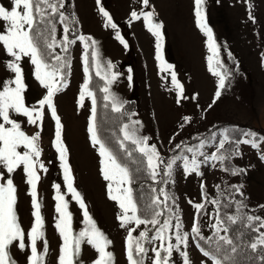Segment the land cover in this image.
<instances>
[{
	"label": "rangeland",
	"instance_id": "374dc122",
	"mask_svg": "<svg viewBox=\"0 0 264 264\" xmlns=\"http://www.w3.org/2000/svg\"><path fill=\"white\" fill-rule=\"evenodd\" d=\"M0 5L11 10L14 3L13 0H0ZM101 7L112 16L117 28L106 26L107 20L100 12ZM196 7L195 0H149L147 6L143 5L142 0H73L79 35L74 39L76 43L72 44L68 77L63 83H59L61 90L53 100L63 125L62 140L67 147L68 163L75 178L73 186L83 197L97 227L111 241L106 251L113 254V264H130L126 240L133 228L135 231L132 235L137 239L141 232L154 228L148 245L143 242L148 249L143 264H154L153 249L161 251L162 257L166 256L163 248L167 247V241L152 239L159 225L137 227L131 223L122 226L120 216L123 209L119 207L118 201L109 198V181L102 174L103 157L99 154V145H93L88 130L92 100L86 96L81 106L79 99L83 85L88 81L83 62L85 49L83 42L79 40L80 35L96 41L93 51H99L102 74L110 71L117 75V79L107 86L123 103L124 121L121 129L128 124L130 130L136 131L137 136L147 137L148 144L154 145L160 155L158 175L155 180L151 178L155 181L152 188L155 192H152L149 205L156 195L163 201L166 192L170 198L158 209L162 211L159 218L161 223L169 218L168 209H171L179 216L180 231L189 234L187 245L181 244L179 250L173 251L169 264H184L181 252L188 254L189 264H215L210 256L203 255L190 231L198 212L195 204H203L202 182L212 200L202 210L200 232L205 239L212 241L210 248L213 253L219 258L230 256L231 259L226 264H264V245L251 248L240 262L236 259V252L232 253L222 241L221 251L216 252L213 225L221 219L217 205L212 203L213 200L219 201L228 217L236 216L239 213L238 205L242 203L243 207H247L248 217H259L260 225L264 222V139H261L264 138V0H204L202 10L205 22L212 31V40L218 48V56L213 54L209 47V37L199 26ZM133 11L153 12L154 22L163 25V40L159 52L164 64L172 66L170 69H162L161 60L157 59V38L149 31L142 16L140 19L132 18ZM64 26L61 21L55 25L57 46L53 50L58 55L63 51L60 41L64 36ZM7 28L8 22L0 20V34H6ZM117 32L126 41L127 47L117 39ZM14 59L0 45V90L15 79V73L7 67ZM217 60L220 61L219 65ZM109 62L113 65L110 70ZM19 63L25 84V104L30 108H39V101L47 94V90L36 79L35 66L29 57H22ZM217 66L226 73L225 87L220 89L219 99L215 98V92L220 78L212 70H217ZM93 68L96 72L95 59ZM172 72H175L177 81L183 86V94L173 84ZM65 83L66 87L63 86ZM132 100L134 105L131 108L129 102ZM109 103L111 105L110 101ZM12 118L21 124L27 135L39 133L42 139L39 157L41 162L38 160V163H42L46 171L37 167L40 176L37 200L44 220V237L37 240V250L43 254L46 240L47 255L44 264H59L63 238L55 227L59 221V213L56 212V185L60 186V193L68 202L73 234L78 236L87 225L83 209L68 191L63 162L54 148L55 120L46 106L42 122L38 121L35 125L30 124L23 115L13 113ZM239 124H247L253 128L244 130L238 137ZM108 130L109 138L98 131L100 139L125 163L121 158L126 152L119 147L123 132L112 131V128ZM249 132L256 134L258 147L242 143L245 139H253L246 135ZM225 133L229 140L225 143V148L218 151L219 142ZM188 148L193 151H187ZM18 150L21 153L26 151L23 147ZM201 152L204 155H200ZM220 154L226 159L205 160L206 157ZM184 157L189 161L193 158L199 161V173L202 175L196 172L186 173ZM174 158L176 163L169 176L167 165ZM234 170L237 174H233ZM7 179H12L16 187L15 210L18 222L25 232V249L21 250L18 242H14L10 247V256L15 264H30L29 234L35 223L31 186L27 183L23 165L9 173L0 164V182H6ZM141 213L142 211L140 215ZM151 215L149 208L145 218L140 217L151 219ZM175 223L176 219L173 218V228L169 232L174 245L177 243ZM223 227L226 228L224 224ZM258 229L256 238L250 245L264 233V227L259 226ZM226 234L227 231L220 233L223 236ZM98 258L96 249L84 241L75 257V264H94ZM135 258L139 260L140 254L135 253Z\"/></svg>",
	"mask_w": 264,
	"mask_h": 264
},
{
	"label": "snow or ice",
	"instance_id": "6c2138e0",
	"mask_svg": "<svg viewBox=\"0 0 264 264\" xmlns=\"http://www.w3.org/2000/svg\"><path fill=\"white\" fill-rule=\"evenodd\" d=\"M99 2V0H98ZM14 6L11 10L6 9L4 6L0 5V20L8 22V28L6 34H0V45H2L6 52L14 57V61L7 65L15 73L14 81H9L8 84L3 86L0 90V164H3L7 168L9 173L14 172L17 168L23 165V169L27 175V183L31 186L32 204L34 207V218L35 223L30 231L31 239V256L30 264H44L45 256L47 255V241H44L45 247L43 254L38 253L37 250V240L44 237V220L41 215V205L37 200V185L40 176L37 171V167L44 169L42 163H38V157L41 155V149L39 147L38 141L40 139L39 133L36 135H27L21 127V124L17 120L12 118V114L23 115L27 118L30 124H37L38 121L43 120L44 108L45 106L51 110V117L55 120V147L60 154V160L63 162L64 168V179L67 181L68 191L72 194V197L79 203L80 208L83 209V215L85 218V223L87 227L79 233L78 236L74 235L71 228V213L68 211V202L65 197L60 193V186L56 185L57 194L56 200L58 201L56 205V212L59 213V221L56 223L55 227L59 230L60 235L63 238V247L61 248V254L59 256V264H75V257L79 254L82 242L87 241L88 244L92 245L96 251L99 253V258L94 261V264H113L114 257L111 252L106 251V248L111 241L107 239L103 232L97 227L96 222L89 215L87 206L84 203L81 194L74 188V177L71 172V167L67 159V147L64 145L62 140V128L60 117L57 114V109L54 103V96L57 92L61 90L59 82L65 81L66 76L64 74V69L70 67V63L60 55L54 57L56 63H49L46 59V52L42 50L43 47L47 50H53L57 46V41L55 39V25L53 24L48 30V35L42 31L39 25L47 24L48 17L52 16L58 12L63 7L60 0L52 2V0H13ZM143 5L147 6L149 0H142ZM196 3V15L199 18V26L205 31L209 37V47L213 51L214 55L218 56V48L212 40V31L207 26L205 22L204 13L202 10V5L204 0H195ZM51 10L50 12L48 10ZM100 12L107 20L108 27L113 29L117 28L116 23L113 22L112 16L103 8H100ZM133 19H140L141 16L147 22L149 31L157 38V59L161 60L162 69H170L171 65H165L163 62V57L159 52L162 45L163 35L161 23L154 22L153 12H143L137 13L133 11L131 13ZM60 21L64 23V36L60 45L63 47L65 52L68 51V46L76 43L75 40L69 39V27L66 21L68 18L60 13ZM117 39L120 40L122 44L127 47L126 41L120 36L119 32L116 34ZM79 40L83 42L84 45V72L89 73V53L88 49L96 45V41L91 37H86L84 35L79 36ZM50 55V53H47ZM92 57L96 61V75L101 76L102 79L106 80V86L103 88V92L106 94L104 99L111 102V108L114 112L120 113L123 109V103L110 92L107 85H111L116 79L117 75L110 71H104L102 74V65L99 60V51H93ZM22 57H29L31 63L35 66L36 79L41 85L47 90V94L43 99L39 101V108H30L26 106L23 91L25 84L23 82V72L19 61ZM210 58V62H211ZM217 65L220 61H216ZM113 67L111 62L108 63V69ZM214 75H217L219 79V88L223 89L225 87L226 73L217 71L215 68L212 69ZM131 77H129V80ZM91 76H89V81ZM172 82L183 94V86L177 81L175 72H172ZM15 85L14 87L11 85ZM66 87V83L63 85ZM221 95L220 91L215 93V98L219 99ZM91 97L92 108H91V124L89 127V132L91 133V139L93 145H99V154L103 157L102 160V174L108 184V195L113 201L119 202V207L123 209V214L120 216L122 226H127L134 223L137 227L140 225L151 224L153 226L159 225L155 235L152 237L153 240L167 241V247L163 248V252L166 256L161 255V251L153 249L155 252L154 264H169V260L172 256L174 250H179L180 245H187L188 233H182L181 223L179 221V216L169 211V218L161 223L159 219L162 215L160 209L162 204H165L170 198L169 195L164 193V200H160V196L156 195L152 199L151 209L152 215L151 219H142L137 215L138 207L136 200L133 197V189L131 184L133 182L132 172L127 164L122 163L117 155H115L105 143L100 139L97 129V112H96V97L95 94L89 88V82H85L83 85V90L80 94V104L83 105L85 97ZM109 105L106 104L105 107ZM139 123V122H134ZM123 132V138L119 140V147L124 149L127 156L131 157L133 155L132 151H128L126 148V141H131L135 145V151L140 153L143 158H146V166L149 171V175L153 180L156 179L158 173L157 168L161 162L159 153L154 145L148 144L147 137H139L135 130H130V126L125 124L121 129ZM253 139H245L242 143H251L253 147H258L255 140V133L249 132L246 134ZM264 139V138H261ZM229 140L227 133H225L224 138L219 142V150L225 148V143ZM239 143V142H238ZM23 147L26 149L21 153L18 149ZM203 147V145H201ZM187 151L192 152V148H188ZM200 155H204L202 152ZM226 157L223 154L212 155L206 157L205 160L212 161H223ZM184 160V170L186 173H199L200 162L193 158L191 161L187 157ZM142 162V161H141ZM176 163L174 158L168 165V175L171 176L172 167ZM46 171V169H44ZM202 175V173H199ZM233 174H237L234 170ZM238 190V189H237ZM155 192V189H153ZM242 195V193H241ZM17 202L16 187L13 184L12 179H7L6 182H0V264H15V261L11 259L10 247L14 242H18V247L21 250L25 249V232L22 229L20 223L18 222V217L15 210V205ZM213 204L219 207V201L213 200ZM243 207L241 203L238 205L239 208ZM195 208L197 210H202L204 205L201 203H196ZM131 213V215H129ZM176 219L174 225L175 240L177 243L174 245L171 243L172 237L169 235L170 230L173 228L172 219ZM229 221L235 223L239 217L233 216L228 218ZM259 217H247L249 225L252 221L259 220ZM223 221L218 220L216 224L213 225L215 228V245L216 252H220L223 245H227L231 248V252L235 253L236 248L233 245L232 239L227 236L220 235L222 231H228L227 228L223 227ZM261 227H264V222H261ZM259 229H257L258 231ZM135 229H131L127 237V259L130 264H143L144 256L146 255L148 249L144 246V241L149 239L148 231H143L140 233L139 238H135L132 232ZM192 232L200 237V227L198 220L196 226L192 228ZM203 239V237H200ZM212 242V241H210ZM258 245H264V233L260 234V237L251 244V248L256 249ZM204 256H210L215 264H226L227 261L231 259L230 256L225 255L223 258H219L216 254L200 249ZM135 253L140 254V259L135 258ZM184 257V264H189L188 254L186 252H181Z\"/></svg>",
	"mask_w": 264,
	"mask_h": 264
},
{
	"label": "trees",
	"instance_id": "16d2710c",
	"mask_svg": "<svg viewBox=\"0 0 264 264\" xmlns=\"http://www.w3.org/2000/svg\"><path fill=\"white\" fill-rule=\"evenodd\" d=\"M60 2L63 4V7L60 9V12L52 16H49L47 18L48 19L47 24L39 25V27L42 31L45 32V35H47L50 27L53 24L56 25L60 21L59 18L60 13H63V15L68 18L66 23L68 24L70 30L68 33L69 39L74 40L79 35V28H78V20L73 8V0H60ZM41 46H42V50L46 52V59L48 60V62L49 63L56 62L54 57L58 55V53L55 50L45 49L43 47V42ZM92 52H93V47H90L88 49L90 66H89V73H86L88 77L87 82H89V88L95 94L97 101L96 103L97 129L98 131L101 132V135L103 134L107 138H109L110 134L107 133L109 131L108 130L109 128H112L113 129L112 131H116V132H119L121 130V126L124 121V118L122 116L124 112L123 111H121L120 113L114 112L111 108L109 101H106L104 99L105 93L103 92V88L106 82L104 79L101 78V76H97L96 72L94 71L93 68L94 58L91 55ZM47 53H50V55H47ZM71 55H72V44L68 46V51L65 52L63 50L60 56L64 57L70 63ZM69 68L70 67H67L63 70L66 79L68 77ZM217 70L222 72L220 67H218ZM89 76H91L90 81H89ZM63 82L64 81L59 83L61 84ZM217 91H220L219 83L216 92ZM129 103L132 108L134 105V101L132 100ZM106 104H108L109 106L105 107ZM248 128H253V127L247 124L237 125V131L239 132L237 136L239 137L242 134V132ZM41 142L42 139L40 138L38 144L42 151ZM125 144L127 150L132 151L133 155L129 157L127 156L126 153H124L121 159L122 161L125 162V164L128 165L130 171L132 172L133 182L131 184V187L133 189V196L134 199L136 200L138 207L137 215H140V211H142L140 216L145 218V215H147L149 211V203H150V198L152 196V192H153L152 188L153 185L155 184V181H153L149 175V171L146 166V158H143L140 153L134 150L136 146L133 145L131 141H126ZM54 148L56 149L55 142H54ZM37 159L39 160V162H41L40 161L41 159L39 157ZM201 187L203 190V197H204L203 205L205 207V205L212 200V196L206 190L204 182L201 183ZM223 200H225V198ZM222 206H223L222 204L219 205V207L217 206L218 216L221 219V221L224 222L223 224L225 225V227L228 229L226 236L232 239L233 245L236 248V254H237L236 259L238 262H240L241 260L245 259V256L248 254V251L251 249L250 243L254 241L256 238L257 229L260 226V220L252 221L251 225H249V221L247 220L248 217L247 207L244 206L243 208L240 207L241 211H238L239 213L236 214V216H238L239 219L235 223H233L229 221L228 219L229 217L224 214ZM202 210H204V208ZM202 210H198L190 231L193 237L195 238V241L197 242V245L200 249L204 248V250L213 253V250L210 248L211 243L203 237L202 233L200 232V237H203V239H200V237H198L195 233L192 232V228L196 226L197 220L200 227V217L203 212ZM147 231L149 233V239L145 241L146 245H148L150 237L154 233V228H150ZM256 264H260V263H256Z\"/></svg>",
	"mask_w": 264,
	"mask_h": 264
},
{
	"label": "bare ground",
	"instance_id": "6f19581e",
	"mask_svg": "<svg viewBox=\"0 0 264 264\" xmlns=\"http://www.w3.org/2000/svg\"><path fill=\"white\" fill-rule=\"evenodd\" d=\"M11 9V8H10ZM2 22V21H1ZM2 51V50H1ZM4 53V52H3ZM14 74V73H13ZM14 81V80H13Z\"/></svg>",
	"mask_w": 264,
	"mask_h": 264
},
{
	"label": "crops",
	"instance_id": "0c3cea01",
	"mask_svg": "<svg viewBox=\"0 0 264 264\" xmlns=\"http://www.w3.org/2000/svg\"><path fill=\"white\" fill-rule=\"evenodd\" d=\"M92 102V101H91Z\"/></svg>",
	"mask_w": 264,
	"mask_h": 264
}]
</instances>
